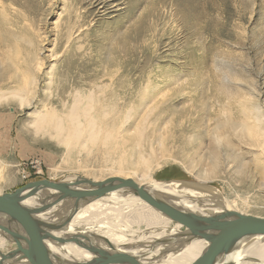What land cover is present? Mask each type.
Returning <instances> with one entry per match:
<instances>
[{"label":"rangeland","instance_id":"1","mask_svg":"<svg viewBox=\"0 0 264 264\" xmlns=\"http://www.w3.org/2000/svg\"><path fill=\"white\" fill-rule=\"evenodd\" d=\"M7 68L34 102L0 103V194L73 174L64 145L28 123L36 109L64 114L79 94L106 125L116 117L134 133L140 119L146 132L140 150L119 136L125 150L78 153L97 180L153 154L156 181L215 185L229 213L264 217L261 148L241 125L264 134V0H0V78Z\"/></svg>","mask_w":264,"mask_h":264},{"label":"bare ground","instance_id":"2","mask_svg":"<svg viewBox=\"0 0 264 264\" xmlns=\"http://www.w3.org/2000/svg\"><path fill=\"white\" fill-rule=\"evenodd\" d=\"M5 72L8 74L0 78V103L12 101V103H18L21 110L30 108L34 102L31 97L33 88L20 87L10 69L7 68ZM148 95L149 93L142 95V102L149 98ZM90 97L92 96L89 94L88 98ZM86 98L76 95L73 105L64 114L54 107H48L44 111L36 109L32 113V120L28 123L35 134H48L64 145L63 162L66 166L71 165L69 170L73 174L58 181L59 183L70 184V188L74 190H85L97 188L98 185L94 183L110 186L107 183L115 177L131 178L145 186L155 198L180 210L195 221L201 222L219 216L226 218L235 216L229 213L233 209L232 205L225 196L222 197L223 194L215 185L203 184L186 188L177 180L168 183L156 181L149 174L156 162L153 154L139 153L135 161L132 156L128 169L124 165L127 161L121 158L109 167L111 174L109 177L97 180L95 173L86 170L85 165L80 166L78 153L86 151L91 154L94 150L104 149L105 153L110 154L120 149L125 150L127 139L118 140L119 136L136 137L132 149L140 150L146 132L140 119L136 127L134 126V133H124L123 125L115 122V116L111 124L106 125L100 117L104 118L107 115L103 116L99 111L95 112V103L82 104L88 100ZM142 102L141 104H144ZM148 106L149 104H144L143 116L151 114ZM140 113H137L138 117ZM137 115L134 116L137 117ZM241 125L254 144L261 148L264 164L263 130L259 128L254 130L246 121H243ZM120 132L122 133L119 134ZM138 163L143 164L144 169L140 170L142 166L139 167ZM78 171L85 172L89 178L75 174ZM15 201L45 232L59 238L79 236L88 245L98 246L106 253H126L136 258L141 264H192L206 251L210 243V240L204 236L192 235L188 228L178 222L174 221L176 227L173 229L165 226L173 220L142 200L130 185L119 187L104 195L82 198H62L60 191L41 185L18 195ZM0 221H12V218L0 211ZM142 223L146 225L147 230L150 228L153 230L149 231L150 233H144V229L136 227H140ZM181 229L184 231L182 232ZM216 233L217 231L214 230L206 231V234L210 236ZM165 234L168 235L165 236ZM39 238L49 264H83L98 256L97 253L84 249L76 240L54 241L40 232ZM24 240L23 230L0 226L2 264H31L20 249ZM214 264H264V233H245L236 236L218 254Z\"/></svg>","mask_w":264,"mask_h":264},{"label":"water","instance_id":"3","mask_svg":"<svg viewBox=\"0 0 264 264\" xmlns=\"http://www.w3.org/2000/svg\"><path fill=\"white\" fill-rule=\"evenodd\" d=\"M94 184L98 185L97 188L74 190L70 188V184L43 180L36 183H27L24 186L16 189L14 192L0 194V211L7 213L12 218V221H0V226L24 231L25 240L20 245V249L24 252L31 264H49L40 243L39 232L48 236L54 241L76 240L81 243L84 249L86 248V250L98 254L97 257L92 258L83 264H141L136 258L126 253H106L98 246L88 245L86 241H84V239L79 236L59 238L48 232H45L37 225L32 216L26 210L20 207L15 201V198L18 195L41 185L60 191L62 193V198H82L104 195L119 187L130 185L142 200L149 203L157 210L165 213L173 221L178 222L182 226L188 228L192 235H201L210 240L206 251L192 264H214L218 254L225 247H227L232 239L236 236L245 233H264V217L252 214L238 213L232 218L216 217L201 222L195 221L186 214L182 213L180 210L155 198L145 186L138 184L136 181H134V179L131 178H112L110 183H107L110 184V186H105L106 184L100 183ZM208 230H214L217 231V233L214 236H210L209 234H206V231ZM0 264H2L1 260Z\"/></svg>","mask_w":264,"mask_h":264}]
</instances>
